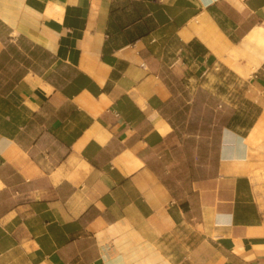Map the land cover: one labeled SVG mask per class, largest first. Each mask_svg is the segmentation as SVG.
I'll list each match as a JSON object with an SVG mask.
<instances>
[{
    "label": "crops",
    "instance_id": "crops-1",
    "mask_svg": "<svg viewBox=\"0 0 264 264\" xmlns=\"http://www.w3.org/2000/svg\"><path fill=\"white\" fill-rule=\"evenodd\" d=\"M263 37L264 0H0V264H264Z\"/></svg>",
    "mask_w": 264,
    "mask_h": 264
},
{
    "label": "bare ground",
    "instance_id": "bare-ground-1",
    "mask_svg": "<svg viewBox=\"0 0 264 264\" xmlns=\"http://www.w3.org/2000/svg\"><path fill=\"white\" fill-rule=\"evenodd\" d=\"M257 34V33H256ZM258 35V34H257ZM259 36V35H258ZM264 38V37H263ZM263 43V42H262Z\"/></svg>",
    "mask_w": 264,
    "mask_h": 264
}]
</instances>
